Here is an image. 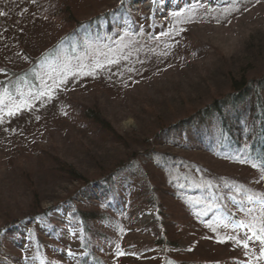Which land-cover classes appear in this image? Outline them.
Segmentation results:
<instances>
[{"label":"rangeland","instance_id":"374dc122","mask_svg":"<svg viewBox=\"0 0 264 264\" xmlns=\"http://www.w3.org/2000/svg\"><path fill=\"white\" fill-rule=\"evenodd\" d=\"M121 2L0 0V81L38 58L36 86L0 95V227L24 222L2 241L0 264H73L90 254L86 237L98 246L103 264H158L152 255L159 233L153 207L122 210L98 190L88 203L60 202L80 184L73 175L54 173L51 159L89 179L126 154L147 151L142 134L146 138L228 92L247 53L253 56L247 69L264 73V0H126L108 43L79 45L63 38L72 29V14L82 21ZM88 108L126 140L108 141L86 126L82 112ZM158 149L212 168L217 163V170L234 169L179 145ZM141 178L136 169L127 170L121 190L132 193ZM55 204L61 207L48 217L25 219ZM73 213L89 215L87 234ZM250 215L259 220L261 214L247 207L240 217L248 224ZM260 225L249 226L251 237ZM219 227L204 219L187 223L182 251L201 264H264L260 245L249 235Z\"/></svg>","mask_w":264,"mask_h":264},{"label":"trees","instance_id":"16d2710c","mask_svg":"<svg viewBox=\"0 0 264 264\" xmlns=\"http://www.w3.org/2000/svg\"><path fill=\"white\" fill-rule=\"evenodd\" d=\"M125 1L122 0L110 11L97 12L95 16L82 21L72 14L68 21L72 29L63 38L79 45L85 40L108 43L114 36L117 19L126 11L125 6H122ZM62 3L59 6L65 12L66 4ZM250 54L247 53L243 63L237 66L228 92L213 97L207 105L191 108L181 118L163 123L146 138L142 134L147 151L126 154V160L115 162L106 170L99 169V173L89 179L79 174L73 165H66L53 157L49 168L56 174L73 175L80 184L60 202L88 203L95 197L93 191L98 190L101 193L107 191L106 195L112 196L114 206L122 210L124 206L133 210L153 207L159 217L156 221L159 233L152 255L158 264H201V261L197 263L191 259L190 253L181 249L184 237L182 228L189 222L204 219L211 222L216 231H219L220 223H224L231 225L233 234H247L249 237V227H241V223L252 227V224L260 222L261 225L256 229L264 227V73L257 74L247 69L246 64L253 58ZM37 63L38 58L27 69L14 71L1 80L0 95L11 96L22 87L36 86ZM90 111L88 108L82 112L86 126L97 130L96 133L108 141L110 139L122 144L126 140L111 125H105L99 113ZM118 137L120 140H117ZM167 143L201 153L218 164L227 163L234 169L223 170V167L217 170V163L212 168L186 155L158 149V146ZM129 169H136L142 177L134 185L132 193L121 190V179ZM236 200L238 204L233 202ZM61 204L49 207L44 214L28 215L25 219L34 221L36 217H48V211L59 209ZM234 207L237 209L234 210ZM247 207L259 211L260 219L250 215L247 224L240 217ZM73 214L72 219L82 218L85 222L82 231L87 234L89 215ZM22 224L23 219H16L0 227V246L7 234ZM49 225L57 227L54 222ZM251 240L260 245L259 253L262 255L264 244L255 237ZM84 241L90 254L76 258L73 264H103L97 255L98 246L88 237ZM262 260H259L260 264Z\"/></svg>","mask_w":264,"mask_h":264},{"label":"snow or ice","instance_id":"6c2138e0","mask_svg":"<svg viewBox=\"0 0 264 264\" xmlns=\"http://www.w3.org/2000/svg\"><path fill=\"white\" fill-rule=\"evenodd\" d=\"M240 226L249 227V225H244L243 223H241ZM259 231L260 235H257L256 231H252V237H255L256 239L260 240L262 244H264V227H261ZM252 237H249V239H251ZM244 247H247V244H244ZM262 255H264V249H262Z\"/></svg>","mask_w":264,"mask_h":264}]
</instances>
